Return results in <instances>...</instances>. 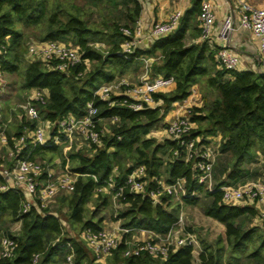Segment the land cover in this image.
<instances>
[{
	"label": "trees",
	"instance_id": "obj_1",
	"mask_svg": "<svg viewBox=\"0 0 264 264\" xmlns=\"http://www.w3.org/2000/svg\"><path fill=\"white\" fill-rule=\"evenodd\" d=\"M106 1L84 0L90 5H101ZM134 2L133 8L127 12L128 26L133 25L141 9L140 3ZM199 9L200 0H193L172 33L154 39L147 49L135 48L126 58L118 54L124 39L120 32L122 25L113 23L111 32L105 34L89 26L78 14L66 11L63 19L59 16V8L51 9L50 0H0L1 70L18 74L23 91L33 88L47 90L46 102L39 105L42 120L54 126L67 113L80 116L89 100H93L98 108V125L101 126V122L108 121L111 116L119 118L115 123L108 121L110 127L102 135V145L89 146L86 152L54 144L26 143L17 156L29 154L31 159L38 157L43 165L48 166L53 165L58 156L60 163L57 167L77 176L73 191L60 195L58 210L61 213L65 208L66 221L78 232L75 235L64 232L59 216L51 212L53 209L47 208L44 213L35 208L21 212L22 194L19 190L0 192V226L8 221L20 225L15 234L5 231L15 240L16 247L13 256L1 258L0 264H63L71 251L75 264H100L94 261L79 233L86 228H102L103 218L96 217V213L108 205L109 195L98 193L96 207L89 217H86L87 204L94 200L96 189L107 184L114 167L118 170L114 179L120 184L137 165H144L149 176L165 175L168 183L184 178V194L181 202L168 208L169 201L166 207L154 205L146 196L125 192L120 203L126 207L114 218L119 220L121 229L131 230L122 233L121 242L107 258V264H194L191 244L171 249L165 258L147 253L124 257L123 251L125 241L131 239L134 230L145 229L164 235L174 227L183 205L199 202L196 193L201 192L204 185L194 178L191 164L170 158L172 149L177 146L176 141L148 136L164 119L172 103L186 98L195 84H199L202 91L201 105L192 108L191 120L198 124L196 134H220L218 155L229 156L218 170L220 174L215 184L207 190L210 201L203 209L206 216L225 227V239L218 236L214 245L202 240L199 264H264V233L259 225L246 226L247 219L255 215V209L247 205L223 204L220 190L222 185L237 184L247 174L245 164L254 166L259 156L264 157V71L219 68L206 41L188 42L190 32L194 36L200 32L193 25ZM31 26L40 27L41 41L64 40L73 36L82 57L96 64L92 67L91 64L89 70L78 75L85 70L83 63L62 72L39 60H30L26 56L27 35L22 27ZM98 41L110 43L105 53L92 44ZM141 56L156 58L150 64L151 77L161 74L175 78L173 89L153 94L154 99H162L160 105L132 110L124 104L109 105L108 101L94 97L95 89L124 74ZM213 91L217 92L215 97H211ZM114 98L122 99L121 96ZM35 125L21 114L15 131L12 134L5 131L8 150L13 148L15 139L26 128L33 129ZM162 154H167L169 159L165 160ZM12 164L13 161L9 167ZM214 168L215 164L213 171ZM36 254L39 255L38 260L33 262Z\"/></svg>",
	"mask_w": 264,
	"mask_h": 264
},
{
	"label": "built area",
	"instance_id": "obj_2",
	"mask_svg": "<svg viewBox=\"0 0 264 264\" xmlns=\"http://www.w3.org/2000/svg\"><path fill=\"white\" fill-rule=\"evenodd\" d=\"M187 2L191 0H185ZM183 11L177 9L170 13L164 21L153 23L147 30H143L139 23L132 26H121L120 32L124 36L120 43L119 55L128 58L135 48L142 47L146 42L172 33L178 26ZM213 7L208 1L200 2V9L197 14L198 27L200 29L199 40L208 41L214 24ZM237 26L250 30L259 42V58L256 71H264V6L255 7L247 3H241ZM234 30V19L231 15L220 23L217 34L221 39L220 46L215 49L214 57L219 68L226 70H238L239 56L228 46V37ZM1 51V50H0ZM27 58L39 60L49 68L68 72L78 64H84L85 70L78 73L81 75L90 69L91 62L82 57V51L77 44H68L63 40H45L33 43L27 47ZM143 61V73L136 83H130L125 78H117L112 82L104 83L95 89L93 95L101 100L108 101L109 105L124 104L132 110L144 107H156L162 103V99H154L153 94L165 93L175 87V78L172 75L161 74L150 76V64L155 59L151 56H141ZM6 86L4 73L0 67V93ZM197 94L195 85L190 88L189 95L180 100L175 115L162 120V138L175 140L177 146L172 149L170 158L190 163L194 178L206 189H211L213 167L218 155V145L221 140L220 134L200 135L196 134L198 124L191 120L192 105L188 104V98H195ZM122 97L115 99L114 97ZM47 90L33 88L31 92L17 104L21 109L26 121L35 122L33 129H25L15 139L13 148L8 150V158L13 161L11 167L1 164L0 192L9 189H17L22 194L21 212H27L35 208L40 213L45 209H52L58 195L71 193L74 189L77 176L62 170L55 169L38 159H31L29 154L17 156L29 142L32 145H57L66 149L70 146L79 148L73 141L75 138H82L87 146L99 147L102 145V135L108 131L107 127L98 125L96 115L98 108L93 100L86 102L83 113L76 116L67 113L55 122L54 126L46 120H42L39 114V105L46 102ZM173 102L172 104H175ZM199 107V106H196ZM165 118V117H164ZM119 120L117 116H111L108 121L115 123ZM9 120H3L0 114V143L7 145L8 139L6 128ZM118 170L114 167L112 175L108 178L107 184L96 189L95 192L109 193L115 211L121 207L120 200L124 193L140 194L148 197L154 205L164 207L172 199L179 198L184 194V178H178L173 183H168L164 176H149L144 165H137L125 176L122 183L117 184L114 176ZM151 183V184H150ZM151 185V186H150ZM221 202L226 205L253 206L257 220L264 221V180H246L237 184H225L221 188ZM53 212V210L51 211ZM55 213V212H53ZM131 230V229H130ZM129 229H121V234L116 230L101 228L82 230L79 237L85 242L92 252L96 261L104 260L112 253L121 242L123 232ZM148 232L150 235L144 240L130 239L125 241L126 248L123 251L124 257L138 256L147 253L155 257L165 258L171 249L185 244H196L195 234L185 230L183 216L180 215L174 227L166 234L159 235L150 230L136 229ZM16 242L8 235L0 236V259L13 256ZM39 255H34L33 262L38 260ZM63 264H75L73 251L68 253Z\"/></svg>",
	"mask_w": 264,
	"mask_h": 264
},
{
	"label": "rangeland",
	"instance_id": "obj_3",
	"mask_svg": "<svg viewBox=\"0 0 264 264\" xmlns=\"http://www.w3.org/2000/svg\"><path fill=\"white\" fill-rule=\"evenodd\" d=\"M135 0H108L104 2L101 5H90L84 0H50V7L52 8H59L61 13H59V16L62 17L63 19L66 18L64 14H66V11L78 14L80 17H82L89 26L98 29L100 31H103V33L108 34L111 32V26L113 23H116L118 25H126L130 24L129 18L127 17V12L131 10L134 6ZM22 31L27 35V47L33 43H39L41 40L39 39V35L41 33L40 27L37 26H31V27H22ZM65 43L68 44H76L74 41L73 36H67L64 40ZM188 41V40H187ZM94 47L97 49L101 50L103 53L107 49H109L110 43L106 41H98L92 43ZM91 67L94 66L96 63H91ZM140 73V67H132L130 71V77L128 80L136 83V78L137 75ZM119 76V75H117ZM20 83H21V77L18 74H13L8 78V87L5 90V95L3 99L5 102H9L8 105L4 107L3 113L0 112L1 117L4 114V117L10 118V119H17L16 121L18 122V117L23 114L18 107L16 108H11L10 110L8 109V106L12 104L13 102L20 103L22 100V93L23 90L20 88ZM198 95L200 97L202 96V91L200 89V85L198 84ZM217 95V92L213 91L211 94V97H215ZM200 97L198 96V100H200ZM8 100V101H7ZM199 102V101H197ZM16 104V105H17ZM201 105V104H200ZM192 107H194L192 105ZM4 117L2 119L5 121ZM15 121V122H16ZM164 121V120H163ZM162 120L157 123L156 127L152 129V131L148 134L149 137H154L157 140L163 139L161 136H156L154 135L155 130L161 129L163 126ZM12 124V126L10 125ZM102 127H108L110 124L108 123L107 120H104L101 122ZM9 126V127H8ZM6 128V132L12 134L15 131V124L14 122H10L9 125ZM11 126V127H10ZM110 127V126H109ZM74 143L76 145H81V147L76 148L70 146V149L73 150H81L86 152L89 147L87 146V143L83 141L82 138H75L73 139ZM62 147V146H59ZM1 153V150H0ZM163 158L165 160L169 159V156L167 154H162ZM1 158V164H5L7 167L8 166V160L6 158H2V155L0 156ZM261 156H259L255 163L258 162L256 165L252 166L251 164H245L244 168L246 170V175L240 179L237 183L244 182L245 180L248 179H254V178H261L262 173L264 171V161L260 160ZM37 159H39L37 157ZM229 156L227 155H217L216 156V162H215V168L213 171V177L211 181V187L215 184L216 180L218 179V176L220 172V168L228 161ZM53 165H50L51 167L56 166V169H58L57 164L60 163L58 156L55 157V160L53 162ZM1 168V165H0ZM219 172V173H218ZM217 175V176H216ZM165 179L166 176L164 175ZM207 190L206 187L203 188L201 192H197L196 195L199 198V202L196 205H183L180 215L183 216L184 220V225H185V230L191 231L195 234L196 237V244L193 247V261L194 264H199V253L201 252V241H205L208 244L214 245V242L218 236H222L225 239V227L219 223L217 220H213L211 217L209 218L206 216L203 212L204 207L209 203L210 198L207 195ZM99 192L94 193V200L90 201L87 204V211H86V217H89L92 213V211L95 209V199L98 197ZM109 195V203L107 206H104L102 208H99L98 212L96 213V217H102L103 219H106L108 221L114 222L115 220V215L116 213H119L121 210H123L126 206L121 205V207L115 211L114 205L112 203V197ZM59 197L60 195L57 196L55 202L52 205L53 212H55L56 215L59 216L64 232L67 234H77L78 229L72 228L69 223L66 221L64 212L65 208L62 209V212H59L60 204H59ZM177 202H181V196L179 195V198L177 199H172L169 201V207L170 208L172 205L176 204ZM179 215V216H180ZM252 219H247L246 226H252ZM263 233H264V221H260L258 224ZM20 229V225L17 222H7L6 224L0 226V236L6 235L5 231L8 230L10 233H17ZM189 229V230H188ZM81 232V231H80ZM80 234V233H79ZM88 248V247H87ZM264 252V249L262 250ZM111 255V254H110ZM108 255L103 263L100 264H107V258L110 256Z\"/></svg>",
	"mask_w": 264,
	"mask_h": 264
},
{
	"label": "crops",
	"instance_id": "obj_4",
	"mask_svg": "<svg viewBox=\"0 0 264 264\" xmlns=\"http://www.w3.org/2000/svg\"><path fill=\"white\" fill-rule=\"evenodd\" d=\"M140 3L141 9L138 14V16L135 18V21L133 22V25L137 22L142 27L143 30H147L153 23L164 21L168 18L170 13L173 11L180 9L183 12L190 7L193 0L187 2L185 0H137ZM201 1H208L211 3L213 7L214 12V24H213V32L209 38L208 41H206L207 45L211 49V51L214 53L215 49H217L221 44V39L219 38L217 34V28L219 27L220 23L226 18V16L231 15L234 19V30L231 31L229 37H228V46L229 48L235 52L239 56V71L241 70H252L256 71L258 67V58H259V42L258 39L253 35V33L245 28H241L237 26V20L239 16L240 6L241 3H247L249 5L255 6V7H263L264 6V0H200ZM193 25L195 27H198V19L197 14L195 17V21L193 22ZM199 28V27H198ZM200 33V32H199ZM200 42L199 40V34L194 36L193 32H190L188 34V42ZM151 41L146 42L142 47L143 49H147L150 46ZM155 58V57H154ZM156 59V58H155ZM140 67V73L137 75L136 82L139 81L142 73H143V61L141 58H138L137 63H133L132 66L124 73L120 74L119 76H116L117 78H125L130 83H134L129 79L130 77V71L132 67ZM218 67V65H217ZM13 74L4 73V78L6 80V86L4 87L3 91L0 93V112L3 113L2 110H4V107L9 104V102H5L3 99L5 95V90L8 87V78ZM196 91L198 92V84H195ZM32 89L28 91H23L22 93V100L31 92ZM200 97V95L196 94L195 98L193 97L188 98L186 100V103L195 104V106H200L202 103V96L200 97V100H198L197 97ZM8 101V100H7ZM199 101V102H197ZM17 102H13L8 106V109L10 110L12 107H17ZM179 102H176L175 104L171 105L170 110L167 112L164 120L172 118L175 113L177 112V105ZM4 117V114L2 115ZM5 120H9V123L14 122L15 126H17V119L13 118H5ZM16 121V122H15ZM12 126V124H10ZM10 126V127H11ZM9 127V126H8ZM16 128V127H15ZM8 131V130H7ZM162 134V130L157 129L154 132V135L160 136ZM0 156L2 155V158H6L8 160V166H10L11 161L8 158V146L0 143ZM1 160V158H0ZM260 160L264 161V157L261 156ZM258 162L254 163L256 165ZM56 169V167H53ZM258 179L264 180V171L262 173V177ZM249 180V179H248ZM240 205H244V203H239ZM253 207V206H251ZM254 208V207H253ZM256 214V212H255ZM255 216V215H254ZM252 217V224L258 225L261 220H257L255 217ZM210 218V217H209ZM213 219V218H212ZM214 220V219H213ZM251 224V225H252ZM102 228L106 229H112L118 231L119 234H121V228L119 225V220H114V222L108 221L106 219L102 220L101 223ZM149 233L145 231H139L134 230L131 235V239L136 240H144L149 237ZM81 239V238H80ZM82 240V239H81ZM84 245L86 246L85 242L82 240ZM87 247V246H86ZM89 249V248H88ZM90 251V250H89ZM91 252V251H90ZM92 253V252H91ZM93 255V254H92ZM96 263H103L102 261H96Z\"/></svg>",
	"mask_w": 264,
	"mask_h": 264
}]
</instances>
